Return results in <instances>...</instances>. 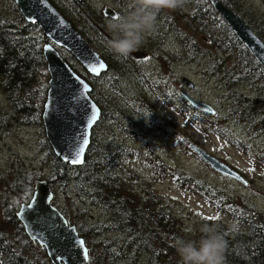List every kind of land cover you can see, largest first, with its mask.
I'll use <instances>...</instances> for the list:
<instances>
[{
  "label": "rangeland",
  "instance_id": "1",
  "mask_svg": "<svg viewBox=\"0 0 264 264\" xmlns=\"http://www.w3.org/2000/svg\"><path fill=\"white\" fill-rule=\"evenodd\" d=\"M50 1L109 66L105 74L92 76L75 58L55 46L91 86L90 96L101 111L92 128L88 151L91 145L92 148L86 154L89 159L87 167L100 176H110L106 168L117 163L116 173L120 171L117 177L131 186L133 194L143 198L146 191H151L159 196L160 203L166 207L161 206L156 211L171 212L174 217L169 226L165 218L158 227L163 241L168 244H171L168 242L170 228L181 235H200L199 228L204 223H213L217 227L221 220L226 226L234 227L236 215L233 212L241 209L245 212L253 210L258 221L264 222V129L258 132L248 128L257 127L254 121L258 118L252 123L241 116L238 118L235 104L241 102V107L246 104L233 100V94L254 100V107L259 104L258 116L262 122L264 80L258 76L250 78L251 82L235 80L238 75H234V63L238 61L232 51H228V44L235 45L237 51L240 47L210 2L187 0L181 9L162 10L157 16L155 30L146 36L139 50L126 59H117L106 47V41L113 34L107 29L112 18L104 11L109 9L115 16L123 14L131 9V0ZM222 1L250 28L254 26L264 40V0ZM0 9L5 18L18 21L4 0H0ZM209 34L213 44L207 40ZM136 53L145 54L148 60L136 61ZM245 57L249 63L248 56ZM226 70L227 74H221ZM34 78L35 83L33 79L28 80L27 84H33L25 88V91L36 92L27 99V114L12 109L0 81V113L4 114L5 120L4 124L0 123V244L3 247L0 248V264H17L2 259L6 252L3 243L20 248L27 258L22 264H50L45 253L25 238L15 217L21 202L30 198L27 187L40 178L54 183L55 187L51 188L53 204L66 213L69 223L73 225L81 220L80 228L91 245L90 257L94 256L102 264H111L112 261L128 264L129 259L133 260L131 257H137L136 262L131 263L144 264V254L133 244L137 240L136 234L147 237L142 232L147 227L143 230L142 226L125 223L123 209H126L127 218L133 219L129 197L120 195L116 185L111 184L107 191L115 188L117 206L114 211H106L86 205L90 203L86 192L92 188L91 180L78 185L71 178L65 185L55 181L50 164L55 154L39 116L43 105L40 93L46 78L42 71ZM183 79L191 82L192 87L183 84ZM179 87L197 101L211 106L215 113L209 115L191 107L180 94ZM16 93L18 100L24 95ZM210 123L215 127L213 124L209 126ZM191 145L227 165L239 174L241 180L213 170ZM168 169L206 184L213 190L210 194L217 197L212 200L210 194L200 196L191 192L185 188L187 185L178 184ZM97 176L92 180L97 181ZM115 198L111 197L112 200ZM149 199L141 200L139 213L152 208ZM226 203L232 206L231 210L225 207ZM175 217L181 221V229L180 225L173 227ZM128 236L134 238L129 241ZM117 256L122 257L119 263Z\"/></svg>",
  "mask_w": 264,
  "mask_h": 264
},
{
  "label": "trees",
  "instance_id": "2",
  "mask_svg": "<svg viewBox=\"0 0 264 264\" xmlns=\"http://www.w3.org/2000/svg\"><path fill=\"white\" fill-rule=\"evenodd\" d=\"M7 3V6L11 10V12L18 18V21H11L2 14V10L0 9V81H1V89L3 90L4 95L9 100L12 109L20 114L22 111L23 114L28 113V102L27 99L29 96L35 95L36 92L33 91H25V88L31 86V84L35 83V76L40 75V72H43V75L46 78V83L43 86V89L40 93L41 102L44 103L47 95L48 90V81H49V74L47 71L46 61L43 55V44L45 40L37 27L36 24H31L26 21V19L20 14L17 6L13 2V0H4ZM187 1V0H186ZM222 1V0H220ZM225 5H227L224 1H222ZM228 7V5H227ZM229 8V7H228ZM81 12V8H79ZM61 12V11H60ZM195 15V14H194ZM239 16V15H238ZM225 23V22H224ZM226 24V23H225ZM227 26V25H226ZM228 27V26H227ZM229 28V27H228ZM230 29V28H229ZM251 29L258 35V30L253 26ZM232 32V31H231ZM233 33V32H232ZM234 34V33H233ZM235 36V35H234ZM259 36V35H258ZM260 37V36H259ZM237 44L240 47V50L235 45L232 47L228 44V51H232V55L235 57V60L238 62L234 63V75H238L236 81L241 82H251L250 78L259 77L260 79L264 80V69L253 59V57L249 54L247 48L238 40V38L234 37ZM261 38V37H260ZM211 44L213 41L211 40V34L208 35L207 39ZM233 42V41H232ZM225 44V43H223ZM193 50V49H191ZM245 53V54H244ZM250 60L247 63V58ZM66 59V58H65ZM251 63V64H250ZM237 69L238 72H235ZM218 73V70H215ZM227 70L223 75L227 74ZM220 73V71H219ZM218 73V74H219ZM246 73V75H245ZM235 78V77H234ZM33 79V83L27 84L28 80ZM38 79V78H36ZM24 91H21V90ZM24 93L21 99H17L16 92ZM37 91V90H36ZM16 93V94H15ZM233 100L237 99L240 101L245 102V106L241 107V102H237L235 106L237 107L235 110V115L240 118L246 119L245 121L248 123H252L254 119L258 120L254 121L256 126L248 127L252 130L263 132L264 129V120L259 121L258 116V109L259 104L254 107V100H245L241 97H237L236 94H233ZM254 107V108H253ZM253 108V109H252ZM43 111V105L41 114ZM41 114H39L41 119ZM264 117V116H263ZM0 123L4 124V114L0 113ZM213 123H210L209 126H212ZM215 127V124H213ZM92 145L87 150V153L91 152ZM115 153L119 154L117 151ZM86 153V154H87ZM120 155V154H119ZM155 155V154H154ZM108 156H112L109 154ZM89 159H86L85 162L80 167L77 166H70L67 163L62 162L57 157L53 156L50 164L52 165L51 173L55 177V181L65 185L69 179L78 185L80 182L85 180L86 184L91 180L92 188H90L89 193L87 195L90 197V203L86 205H92L97 208H103L104 210L108 211L112 209L114 211L115 207L117 206L116 198L114 193V189L111 191H107L110 189L111 184L116 185V191L120 195H124L130 198V209L132 218L129 219L126 209H123V212L126 214V224L131 226L136 224L138 227L142 226L143 230L147 227L146 231H142L143 233L147 234L145 238L143 234H136L137 240L133 244V247L137 248L138 251L144 254L145 263L144 264H180V258L177 255L175 249L172 246V243L176 237H183L185 239H195L199 237L198 235H181L177 234L173 231V229H169L170 233V242L168 244L166 241H163V235L159 232L158 227L160 223L163 221L165 222V218L168 222H166L169 226L171 224L172 219L174 218L171 212L166 211H156L161 206H164L160 203V197L154 195L151 191L145 192V197H140L139 195L133 194L131 186H127L126 183L119 179V172L116 173L118 169V164L114 163L108 168L110 176L105 175H98V173L92 171L90 168L87 167ZM104 168V167H103ZM169 174L178 184L187 185L185 188L190 190L193 193H196L200 196L210 194V191H213L209 186L206 184H201L200 182L196 181L193 178L187 177L175 170L168 169ZM98 175V176H97ZM97 176V181H93V177ZM42 178H40L41 180ZM50 179V178H49ZM43 180V179H42ZM51 185L54 186L52 180H50ZM34 184H30L28 186L29 194L28 196L31 197L33 193ZM55 187V186H54ZM89 189V188H88ZM92 192V194H91ZM104 192H108L107 195H104ZM212 200L217 197L216 194L208 195ZM111 197L115 198L112 200ZM150 198V202L152 208L144 212H138V207L141 205V200H147ZM26 200V198L24 199ZM23 200V201H24ZM28 202V200H27ZM148 207V206H145ZM225 207L228 210H231L230 205L226 203ZM240 211L233 212L236 215V226L228 227L225 224L218 221V230L224 235L225 240L227 241V248L225 251V264H264V222L258 221V215L253 210L249 209L248 211ZM79 214H82L80 211ZM227 215V213H226ZM72 217V215H71ZM123 218V219H125ZM176 221L173 225L175 228L176 226L180 225L179 228H182L181 221L175 217ZM221 219V218H220ZM80 221L74 223L77 228L78 232L81 237L84 238V241L89 249L91 250L89 241L86 239L84 231L80 228ZM138 223V224H137ZM212 223V222H211ZM215 223V224H217ZM147 224V226H146ZM213 224V223H212ZM165 231L166 229L163 228ZM168 230V229H167ZM25 236V234H24ZM129 241L133 236H128ZM25 238H27L25 236ZM172 239V241H171ZM237 240V241H236ZM128 241V242H129ZM158 241V242H157ZM127 242V243H128ZM159 244H162V247H158ZM6 245V252H5V259L11 260L13 262H17V264L25 263L27 260L24 257L23 253L16 249L13 244H4ZM154 246V247H153ZM0 248L3 249L2 245L0 244ZM168 248H170L168 250ZM16 252H13V251ZM169 251H172L169 254ZM119 263L122 261L121 256H117ZM133 260H128V264H132L131 262H136L135 259L137 257H131ZM91 264H102L101 261L96 260L94 256L90 257ZM111 264H116L114 261ZM134 264H142V263H134Z\"/></svg>",
  "mask_w": 264,
  "mask_h": 264
},
{
  "label": "water",
  "instance_id": "3",
  "mask_svg": "<svg viewBox=\"0 0 264 264\" xmlns=\"http://www.w3.org/2000/svg\"><path fill=\"white\" fill-rule=\"evenodd\" d=\"M208 1L253 59L264 69V41L219 0ZM14 2L27 22L36 23L44 38L69 52L89 74L98 76L106 70V64L99 55L84 42L49 0ZM43 54L50 77L42 115L46 137L58 159L70 166H82L90 143L91 130L99 120L100 109L89 97L91 86L68 66L53 46L45 44ZM101 63L104 68L98 74L90 71L93 66L98 67ZM185 83L192 86L187 80ZM183 96L193 108L214 114L210 106L197 101L189 93L186 92ZM84 139H87V145L83 144ZM191 146L213 170L239 179L227 165L209 156L201 148ZM81 147L83 153L78 156ZM77 158L82 162L73 163ZM52 200L53 193L49 182L37 181L30 202L22 204L16 213L26 235L45 249L52 264H91L83 238L75 226L68 224L63 213L52 204Z\"/></svg>",
  "mask_w": 264,
  "mask_h": 264
},
{
  "label": "clouds",
  "instance_id": "4",
  "mask_svg": "<svg viewBox=\"0 0 264 264\" xmlns=\"http://www.w3.org/2000/svg\"><path fill=\"white\" fill-rule=\"evenodd\" d=\"M186 0H131V9L117 14L107 23L112 38L106 47L117 59H126L139 50L147 35L155 30L162 10L183 8ZM199 237H176L172 243L180 264H225L227 241L214 224L204 223Z\"/></svg>",
  "mask_w": 264,
  "mask_h": 264
},
{
  "label": "flooded vegetation",
  "instance_id": "5",
  "mask_svg": "<svg viewBox=\"0 0 264 264\" xmlns=\"http://www.w3.org/2000/svg\"><path fill=\"white\" fill-rule=\"evenodd\" d=\"M49 1H50V0H49ZM50 3H52V2L50 1ZM52 5L56 8V10H57L59 13H61L57 5H55V4H53V3H52ZM108 12H110V13H108ZM61 14H62V13H61ZM104 14H105L106 16L111 17V18H113V17L115 16V13H114L113 11L109 10V9L105 10V11H104ZM62 15H63V14H62ZM63 16H64V15H63ZM69 23H70V22H69ZM70 24L72 25V23H70ZM72 26H73V25H72ZM44 40H45V43H48V41H47L46 39H44ZM101 59L104 61V63L106 64V66H108V64L106 63V61H105L102 57H101ZM135 60H136V61H147V60H148V57H146L145 54H142V53H136V55H135ZM108 69H109V66H108ZM100 75H103V72L100 73V74L98 75V77H99ZM182 83L186 85V83H185V79H183ZM191 87H192V86H191ZM179 88H180V87H179ZM180 89H181V88H180ZM186 92L189 93V92L186 91V90H183V89L180 90V94H182V95H183L184 93H186Z\"/></svg>",
  "mask_w": 264,
  "mask_h": 264
},
{
  "label": "snow or ice",
  "instance_id": "6",
  "mask_svg": "<svg viewBox=\"0 0 264 264\" xmlns=\"http://www.w3.org/2000/svg\"><path fill=\"white\" fill-rule=\"evenodd\" d=\"M102 68H104V64H103V63L99 64L98 67L93 66V67L90 69V71L95 72V73L98 74L99 71H100V69H102ZM92 120H93V121L95 120V113H93V115H92ZM83 144H84V145H87V139H84V140H83ZM82 153H83V148L81 147V148L79 149V154H78V156H79V155H82ZM81 162H82V161H81V159H79V158L73 160V163H81ZM214 218H215V217H209V219H214ZM81 243H83V242H81Z\"/></svg>",
  "mask_w": 264,
  "mask_h": 264
},
{
  "label": "bare ground",
  "instance_id": "7",
  "mask_svg": "<svg viewBox=\"0 0 264 264\" xmlns=\"http://www.w3.org/2000/svg\"><path fill=\"white\" fill-rule=\"evenodd\" d=\"M52 4V3H51ZM31 24H36V23H31ZM74 28V27H73ZM75 29V28H74ZM77 33L83 38V36L77 31ZM66 63L68 64V66L72 69V70H75V68L74 67H72L67 61H66ZM108 71V66H106V70L105 71H103V74H105L106 72ZM92 91V90H91ZM91 91H90V93H91ZM90 98H91V96H90ZM92 99V98H91ZM93 100V99H92ZM101 116V111H100V115H99V117Z\"/></svg>",
  "mask_w": 264,
  "mask_h": 264
}]
</instances>
